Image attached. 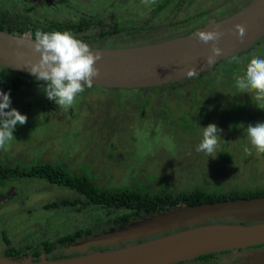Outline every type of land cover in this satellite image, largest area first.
I'll use <instances>...</instances> for the list:
<instances>
[{
  "label": "rangeland",
  "instance_id": "1",
  "mask_svg": "<svg viewBox=\"0 0 264 264\" xmlns=\"http://www.w3.org/2000/svg\"><path fill=\"white\" fill-rule=\"evenodd\" d=\"M157 1L160 0H0V9H9L38 24L50 17L61 20L97 12L106 17L107 23L119 20L128 23L129 19H144L150 10L148 3ZM246 1L185 0L180 11L196 13L209 9L204 18V26H208L218 21L216 11L222 5L236 8ZM173 5L170 2L168 10L158 13L155 22L176 21ZM186 29V24L176 23L158 35L161 41L168 40ZM261 48L257 43L237 54L239 71L228 68V62L236 55L212 66L215 91L212 99L218 100V109L213 106L215 123L203 112L196 120L189 119L195 123L192 129L182 130L179 119L177 125L159 118L155 123L153 117L157 114L151 111L157 95L151 90L146 92L151 103L141 111V98H136L137 93L128 88L103 90L91 85L54 87L39 82L22 83L14 93L9 119L0 136V162L23 165L33 159L60 161L78 174H92L91 179L100 188L139 187L152 192L165 186L172 191L193 187L209 191L263 188ZM13 74L0 67V121ZM161 100L169 102L168 107L172 105L168 96ZM233 124L236 130L232 129ZM222 140L232 160H227L226 154L225 160L218 159ZM74 195L67 187L41 179H12L0 185V251L7 248L2 231L12 245L24 250L26 245L76 228L95 226L116 213L92 206L79 212L68 207L49 210L41 207L44 202ZM121 242L124 241L118 244ZM31 250L29 247L26 253L22 252L21 258L29 259ZM63 250L76 251L69 247Z\"/></svg>",
  "mask_w": 264,
  "mask_h": 264
},
{
  "label": "water",
  "instance_id": "2",
  "mask_svg": "<svg viewBox=\"0 0 264 264\" xmlns=\"http://www.w3.org/2000/svg\"><path fill=\"white\" fill-rule=\"evenodd\" d=\"M264 36V0L194 32L143 45L85 47L0 30V65L30 75L107 88L154 86L207 70ZM231 217L232 222L208 219ZM124 241L122 246L118 243ZM264 243V196L182 205L81 238V254L0 264H174L206 253ZM89 245L110 246L87 251ZM264 261V252L258 253ZM255 258V256H254Z\"/></svg>",
  "mask_w": 264,
  "mask_h": 264
},
{
  "label": "trees",
  "instance_id": "3",
  "mask_svg": "<svg viewBox=\"0 0 264 264\" xmlns=\"http://www.w3.org/2000/svg\"><path fill=\"white\" fill-rule=\"evenodd\" d=\"M170 0H160L154 3H148L150 10L149 13L141 21H135L129 19L128 23L119 20L114 23H107L104 21L106 17L100 16L97 13L81 14L75 18L70 19H58L50 17L42 24H38L29 20L19 13L11 11L9 9H0V30H4L20 36H28L35 40H49L52 42L59 41L68 45H80L85 47H123L143 45L161 41L158 34L164 33L165 28L173 27L176 23L186 24L187 29L184 33H177L174 37L182 36L196 30L202 29L205 25L204 18L209 9H204L196 13H182L180 7L184 4L185 0H177L174 3L171 10L175 11L176 21H157L156 15L160 12L166 11L167 5ZM249 0L241 2L232 11L224 14L223 11L226 8H220L216 11V20H221L231 14L242 9ZM187 3V2H186ZM210 12V11H209ZM212 18V17H209ZM206 21V20H205ZM169 38V37H167ZM264 38L257 40V43L261 46V53L264 52L263 41ZM252 44V45H253ZM252 45L247 47L246 51L251 49ZM242 50V51H244ZM241 51V52H242ZM239 52L238 54H240ZM230 56L232 60L226 59L228 62V68L231 71H239L240 68L237 65L236 57ZM228 58V57H227ZM241 58V57H240ZM222 61V62H224ZM243 61V60H242ZM245 62V61H244ZM218 64V63H217ZM216 65V64H215ZM221 66V62H220ZM1 68H5L13 72L14 74L9 78V96L6 102V107L3 111L0 121V136L3 134L5 124L7 123L12 107V98L14 93L19 89L22 83H42L49 86H66V85H82L90 86V84L72 83L65 80H57L45 77H38L23 73L13 69H9L6 66L0 65ZM214 68H208L191 76L180 78L177 81H171L154 86H144L136 88H128L135 93L136 98H141L139 109L142 111L149 103H151L149 96L146 92L154 91L157 95L156 102L152 106L153 111L151 113L157 114V117H153V121L159 119L167 120L171 125H177L179 119V125L182 130L186 128H193L195 126L194 121L189 119H197L202 112H206V118L213 119L212 123H215V108L218 109V100L212 99L213 95V72ZM210 75V77H198L201 74ZM212 73V74H210ZM195 75V76H194ZM20 76H25L24 78ZM32 78V79H30ZM187 85L181 87V84ZM97 86V85H91ZM165 86V88H162ZM100 87V86H97ZM101 89H110L107 87H101ZM115 90L123 88H112ZM172 100V105L168 107L169 102L162 101V97H166ZM261 107V106H260ZM140 111V112H141ZM261 115L264 117V110ZM161 117V118H160ZM206 118L203 120H206ZM232 123H235L232 122ZM232 129H237L233 124ZM225 140L221 141L222 151L218 154V159L225 160V154L228 157L227 160H232L231 155L227 154L224 149ZM203 148V146H202ZM228 151V150H226ZM25 179V178H38L45 180L48 183L58 186H65L75 191L76 195L73 197H63L61 199H54L43 204V207L49 209L54 207H66L69 206L77 211H81L86 205H92L93 207L102 208L109 212H116L113 216H110L102 223H98L95 226L77 228L69 233L56 238L55 241H41L35 245H26L24 250L11 244L10 239L6 233L2 231V238L7 243V248L0 252V254L20 258L22 252L26 253V249L32 248L31 260H39L41 258L38 255L42 252L47 253L56 247L57 245L66 246L69 243L79 240L81 238L89 236L95 230L100 227L118 226L120 224H126L130 220L136 219L141 215L154 213L161 210H167L172 207H178L182 205H194L204 202H215L225 199L236 198H249L253 196H264L263 188H244L233 189L229 191L212 190L209 191L203 187H193L191 189L167 191L165 189H159L158 191H150L148 188H134V187H121V188H100L93 182L91 177L86 173L78 174L70 169L66 164H62L60 161H44L34 159L31 162L23 165H10L7 162H0V185L5 184L6 181L12 179ZM232 222L233 219L224 217L221 219H208L205 223L209 222ZM105 229V228H104ZM121 242L120 245H124ZM110 246L101 245H89L87 251L94 249H107ZM78 253H63L59 252L52 256H46L47 259H56L77 255Z\"/></svg>",
  "mask_w": 264,
  "mask_h": 264
},
{
  "label": "flooded vegetation",
  "instance_id": "4",
  "mask_svg": "<svg viewBox=\"0 0 264 264\" xmlns=\"http://www.w3.org/2000/svg\"><path fill=\"white\" fill-rule=\"evenodd\" d=\"M171 3H175L177 2V0H170ZM220 8H226L224 12V14H226L227 12L229 11H232L233 8H227V7H224L223 5L220 7ZM219 8V9H220ZM264 38V36L262 37ZM260 38V39H262ZM241 52V51H240ZM239 53V52H238ZM237 53V54H238ZM236 55V54H235ZM234 56V55H232ZM212 67V66H211ZM179 80V79H178ZM177 81V80H175ZM203 113V112H202ZM200 114V116H203V114ZM176 144V143H175ZM177 145V144H176ZM187 150V149H186ZM34 160V159H33ZM32 160V161H33ZM39 160H42V159H39ZM44 161H48V160H44ZM63 164V163H62ZM65 164V163H64ZM90 177L92 176V174L89 175ZM33 179H38V178H33ZM42 180V179H41ZM45 181V180H44ZM51 184V183H50ZM53 185V184H51ZM65 187V186H63ZM161 189H165L167 191H172V190H168L166 189V186L165 187H162ZM72 190V189H70ZM74 191V190H72ZM75 192V191H74ZM65 197V196H64ZM63 198V197H61ZM61 198H56V199H61ZM48 202V201H47ZM46 203V202H44ZM41 204V207L43 209H46V210H49V209H61V208H64V207H54V208H45L43 207V204ZM88 206H92V205H86V207ZM68 208H71L69 206H66ZM84 207V208H86ZM93 207V206H92ZM83 208V209H84ZM97 208V207H96ZM73 209V208H71ZM75 210V209H74ZM77 211V210H75ZM79 212V211H78ZM134 220V219H133ZM111 226H108V227H100L98 228L97 230L100 232H103L107 229H109ZM77 229V228H76ZM75 230V229H74ZM103 230V231H102ZM73 231V230H71ZM69 231V232H71ZM69 232H66V233H69ZM66 233H62V234H59L58 236H55V237H51V238H47V239H44L42 241H55L56 238H59L61 237L62 235L66 234ZM95 233V232H93ZM93 233H91L90 235H92ZM89 235V236H90ZM77 241V240H75ZM75 241L69 243L68 245L66 246H60V245H57L56 247H54L53 249H51L47 255H45L44 252L40 253L38 255L39 258H42V257H46V256H52L53 254H57L59 252H63V253H69V252H66L64 251L63 249L66 248V247H69L72 243H74ZM1 252V251H0ZM72 252H75V251H71L70 253ZM263 253L264 252V243L262 244H256V245H249V246H245V247H239V248H232V249H226V250H220V251H214V252H210V253H206V254H203V255H199V256H196V257H193V258H189V259H185V260H181L177 263H174V264H264V261L260 258L259 259V255L258 253ZM78 254H81L82 252H76ZM77 254V255H78ZM22 255V254H21ZM255 256V258H254ZM29 258L33 257V255L31 254V252L29 253L28 255ZM21 258V256H20Z\"/></svg>",
  "mask_w": 264,
  "mask_h": 264
}]
</instances>
